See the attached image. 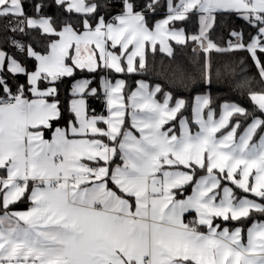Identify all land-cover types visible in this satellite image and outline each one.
<instances>
[{"label": "snow or ice", "instance_id": "snow-or-ice-1", "mask_svg": "<svg viewBox=\"0 0 264 264\" xmlns=\"http://www.w3.org/2000/svg\"><path fill=\"white\" fill-rule=\"evenodd\" d=\"M262 57L264 0H0V264H264Z\"/></svg>", "mask_w": 264, "mask_h": 264}, {"label": "trees", "instance_id": "trees-1", "mask_svg": "<svg viewBox=\"0 0 264 264\" xmlns=\"http://www.w3.org/2000/svg\"><path fill=\"white\" fill-rule=\"evenodd\" d=\"M159 16L156 15L155 19ZM225 20H231L234 24L237 25H243L244 21L236 18L235 16L232 17H228L225 16L224 17ZM179 26H184V25H179ZM197 27L196 24V20L193 19L191 21L188 22L187 24V28L189 31H194ZM250 30V29H249ZM217 36L218 37H222L223 39H227V31L224 29H217ZM174 44V43H173ZM164 54L162 53H157L155 59L157 61L156 67L159 68V61L161 59V57H163ZM191 50L190 49H186L184 50V57L186 60H188L190 62V58H191ZM149 57L150 60L152 58V54L149 52ZM243 58V57H241ZM262 59H264V57H262ZM249 64L251 65V60H249ZM248 71L250 72L251 75H255L256 69L254 67H251L248 69ZM112 78H114V80L116 79H123L126 82V91H133L135 90L136 87V82L141 80V79H145V76L141 75V74H116L113 73ZM80 79H93V83L91 84V87H96L97 86V79H94L90 74H88L87 72H81L80 70H77L75 73V77L73 78H65L63 83L60 84V100H61V106L62 108L66 109L68 107V102L69 99L71 98L70 96V90H71V85L72 83H74V80H80ZM151 82V80L149 81ZM254 87H258V85H254ZM182 96L183 98L186 100L188 107L187 109L184 111V115L186 117H190L191 115V106L193 103V99L196 95L199 94L198 90H193V85H189V87L187 89H183L182 90ZM213 95L216 98L217 104H222L223 100L221 99V97H226L229 96L228 93L226 92H214ZM87 100V107H88V111L89 113L92 114H104L105 112V104H104V100L102 97H96V96H88L86 98ZM231 101L232 102H236V103H241L243 106L245 107H250V102L247 100L246 96L241 95L240 93H234L231 95ZM219 114V107H217V115ZM68 113L65 112V119L68 118ZM236 119H240L241 123L243 124V118L242 117H233V121H235ZM65 123V120H61L59 122L60 126H63ZM129 123V121H128ZM230 186H232L230 184ZM234 188V186H232ZM190 189V188H189ZM188 189V190H189ZM234 191L236 192L237 195L241 194V190L239 189H235ZM26 203H20L18 204L16 207L20 208V207H25ZM221 221L217 220V223H220ZM252 222H264V216L260 215L259 213H253L252 214V218H251V222H245L247 224V226L251 225Z\"/></svg>", "mask_w": 264, "mask_h": 264}, {"label": "crops", "instance_id": "crops-1", "mask_svg": "<svg viewBox=\"0 0 264 264\" xmlns=\"http://www.w3.org/2000/svg\"><path fill=\"white\" fill-rule=\"evenodd\" d=\"M164 17V13L163 12H161L160 14H159V16L156 18V20H159V19H162ZM172 43H175V42H172ZM81 80V79H80ZM71 99V98H70ZM70 99H69V101H70ZM194 100H195V97H194V99H193V103H192V105L194 104ZM69 103V102H68ZM88 114L89 115H92V113H89V111H88ZM104 115H107V111H106V109H105V112H104ZM192 116V110H191V115H190V117ZM218 116H219V114L217 115V118H218ZM129 125H130V119H129ZM177 128H179V124L177 123ZM197 130V127L196 126H193L192 127V131L193 132H195ZM133 131H135V130H133ZM137 135H138V133H137ZM229 186H230V184H229ZM190 192H191V189H189L188 190V193H186V194H190ZM27 207V204H26V206L25 207H20L19 209H24V208H26ZM192 217L191 216H189L188 217V219H191ZM251 225H249V227H250Z\"/></svg>", "mask_w": 264, "mask_h": 264}]
</instances>
